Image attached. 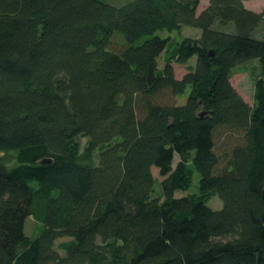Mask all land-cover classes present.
<instances>
[{"label": "trees", "instance_id": "trees-1", "mask_svg": "<svg viewBox=\"0 0 264 264\" xmlns=\"http://www.w3.org/2000/svg\"><path fill=\"white\" fill-rule=\"evenodd\" d=\"M245 1L0 0V264H264V10ZM184 26L200 38L158 34ZM255 61L250 106L231 78Z\"/></svg>", "mask_w": 264, "mask_h": 264}, {"label": "rangeland", "instance_id": "rangeland-1", "mask_svg": "<svg viewBox=\"0 0 264 264\" xmlns=\"http://www.w3.org/2000/svg\"><path fill=\"white\" fill-rule=\"evenodd\" d=\"M105 2L112 4V5H120L123 4L125 1L129 0H104ZM211 0H201L198 8H197V16H200L202 12H204L210 5ZM245 6L257 13H262L264 10V0H247L245 1ZM158 34L162 37H168L169 35L172 36L175 40H181L183 38H193L198 39L201 36V30L191 27V26H184L181 30V32H175L173 34L168 33L167 31H160ZM197 63V56L190 59L189 63L186 65L175 63L173 64L174 71H175V77L179 80H181L188 72L189 66H195ZM165 64V55H163L160 58V65L164 66ZM258 67L257 61L253 63L247 64V66H244V70L241 72L235 73L231 78V83L233 87L237 90V92L245 99V101L250 105L253 106L254 101V95H255V75H254V68ZM260 69V66H259ZM261 70V69H260ZM190 88L187 89L186 93L180 97H175L173 94L168 93L165 94V102L166 104H175V105H182L185 104L187 101V98L190 94ZM85 142V140H84ZM217 147L216 152L219 155V158L221 159V166L225 164V153L230 152L231 149L237 144L235 137H230V135H225L223 138H219V136L216 138ZM179 161V158L176 156L174 160V167L177 165ZM153 176L155 179H157L158 183L163 180V177L160 175V172L157 168H153ZM200 174L198 172L194 175V183L193 187L189 191H177L176 197L180 198L183 196H187L190 193H193L196 191L199 187L200 182ZM156 193L157 196L160 191V185L157 184L156 186ZM207 205L211 207L212 209L219 210L223 207V201L220 199V197L216 196L210 199L207 202ZM41 230V227L39 223L33 218H28L26 222V234L28 236H35L37 235ZM63 240H67V238L60 239L58 242H61Z\"/></svg>", "mask_w": 264, "mask_h": 264}, {"label": "water", "instance_id": "water-1", "mask_svg": "<svg viewBox=\"0 0 264 264\" xmlns=\"http://www.w3.org/2000/svg\"><path fill=\"white\" fill-rule=\"evenodd\" d=\"M215 51H211L210 52V55L212 56V57H214L215 56ZM200 108H201V110L198 112V114H197V116L199 117V118H205V117H207V116H209V112H207L206 110H205V108H204V106H203V104L202 103H200ZM47 162H49L48 160H44V161H42V163H47ZM263 201H264V190H263ZM263 221H264V217H263Z\"/></svg>", "mask_w": 264, "mask_h": 264}]
</instances>
